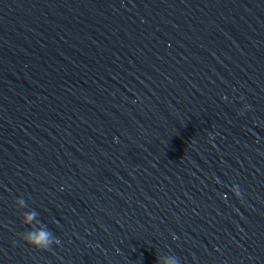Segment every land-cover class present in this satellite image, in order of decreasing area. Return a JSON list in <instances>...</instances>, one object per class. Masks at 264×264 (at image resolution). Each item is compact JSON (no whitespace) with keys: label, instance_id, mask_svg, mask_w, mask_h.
I'll return each mask as SVG.
<instances>
[{"label":"water","instance_id":"water-1","mask_svg":"<svg viewBox=\"0 0 264 264\" xmlns=\"http://www.w3.org/2000/svg\"><path fill=\"white\" fill-rule=\"evenodd\" d=\"M104 17L105 0H0V264H114ZM41 230L47 248L24 241Z\"/></svg>","mask_w":264,"mask_h":264},{"label":"clouds","instance_id":"clouds-1","mask_svg":"<svg viewBox=\"0 0 264 264\" xmlns=\"http://www.w3.org/2000/svg\"><path fill=\"white\" fill-rule=\"evenodd\" d=\"M237 197H240V193L233 189ZM51 233L46 230H41L38 232H29L23 236L24 241L33 247L47 248L51 243L50 240ZM59 243V241H57ZM164 264H178L175 258H169L164 261Z\"/></svg>","mask_w":264,"mask_h":264}]
</instances>
